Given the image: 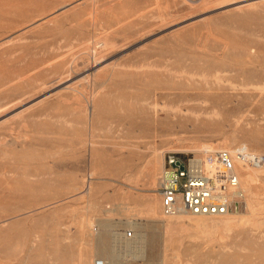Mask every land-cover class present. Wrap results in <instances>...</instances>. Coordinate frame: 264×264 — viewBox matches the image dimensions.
Here are the masks:
<instances>
[{
    "label": "rangeland",
    "instance_id": "rangeland-1",
    "mask_svg": "<svg viewBox=\"0 0 264 264\" xmlns=\"http://www.w3.org/2000/svg\"><path fill=\"white\" fill-rule=\"evenodd\" d=\"M204 145L264 156V0H0V264H264V166L165 232L152 163Z\"/></svg>",
    "mask_w": 264,
    "mask_h": 264
},
{
    "label": "built area",
    "instance_id": "built-area-1",
    "mask_svg": "<svg viewBox=\"0 0 264 264\" xmlns=\"http://www.w3.org/2000/svg\"><path fill=\"white\" fill-rule=\"evenodd\" d=\"M242 166L259 169L264 166V156L246 146L202 155L169 153L158 186L164 213L205 217L234 214L245 200ZM124 239H134L133 233H124Z\"/></svg>",
    "mask_w": 264,
    "mask_h": 264
},
{
    "label": "bare ground",
    "instance_id": "bare-ground-1",
    "mask_svg": "<svg viewBox=\"0 0 264 264\" xmlns=\"http://www.w3.org/2000/svg\"><path fill=\"white\" fill-rule=\"evenodd\" d=\"M105 45L108 46L107 43ZM202 148H203V151L206 152V153L209 150L208 146H206V145L202 146ZM155 159L156 158H154V160ZM150 163H152V162H150ZM152 164L153 165H152V170H151L150 175H152L151 178H154L156 176L157 171L159 169H163V167H164V159H163V157L162 156H158L157 159L155 160V162L152 163ZM156 180L157 179H154L153 183H155ZM241 185H242V189L244 190L245 193L252 194L253 192H255L254 189L250 186V184L246 180L242 179V177H241ZM149 205H150V207L148 208V211H147L148 215L153 217V218H158V214L160 212V206H161L160 202L159 201H157V202L154 201V203L151 202ZM185 216H188L190 218H187L186 220L182 221L185 218ZM229 216L230 215L220 216V217H215L214 218V217H205V216H191V215H188L186 213H180V214L171 216L169 218L168 222H165L164 229H165L166 233H172L174 231V220H178L179 223H184L188 227L197 228V229H205V231H207L210 228L212 230H214V229H224L225 230L226 229L225 231H227V230L229 231L230 227L233 224V223H231L229 221L226 222V218L229 217ZM191 218L194 219V220H191ZM209 220L213 221V222L208 223ZM223 221H225V222H223ZM123 237H124V235H123ZM92 242L93 241H90V244L93 247L94 244ZM107 250H108V241L105 238V239L101 240L100 251L101 252H107ZM81 257H82L81 258V263H84V264H92L93 261H94L93 260V255H87V256H81ZM105 264H107V262ZM108 264H112V263L108 262Z\"/></svg>",
    "mask_w": 264,
    "mask_h": 264
}]
</instances>
